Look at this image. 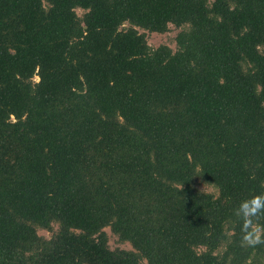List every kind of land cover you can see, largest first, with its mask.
<instances>
[{
	"label": "trees",
	"instance_id": "16d2710c",
	"mask_svg": "<svg viewBox=\"0 0 264 264\" xmlns=\"http://www.w3.org/2000/svg\"><path fill=\"white\" fill-rule=\"evenodd\" d=\"M256 196L264 0H0V264H264Z\"/></svg>",
	"mask_w": 264,
	"mask_h": 264
},
{
	"label": "rangeland",
	"instance_id": "374dc122",
	"mask_svg": "<svg viewBox=\"0 0 264 264\" xmlns=\"http://www.w3.org/2000/svg\"><path fill=\"white\" fill-rule=\"evenodd\" d=\"M212 1V0H209ZM76 12L80 15L82 13V10L77 8ZM129 24L125 22L122 27H127ZM138 31L141 33H144L145 39L151 47H156L160 44H166L170 46L173 50L176 49V41L175 37L177 35V32L180 30V27L175 26L174 24H169L168 29L165 32H153L149 31L147 29L137 27ZM38 77L34 76L33 80L37 81ZM196 188L204 191V192H209L216 194V189H214L212 186L204 184L202 182L196 183ZM58 228L57 223H54L52 226V229L47 230V229H42V228H37V233L45 238L51 237L52 233L54 230ZM104 230L106 231L108 235V245L111 249L119 247V248H124V249H131V245L128 242H121L117 239V237L110 231L109 227H105Z\"/></svg>",
	"mask_w": 264,
	"mask_h": 264
},
{
	"label": "clouds",
	"instance_id": "9594fccd",
	"mask_svg": "<svg viewBox=\"0 0 264 264\" xmlns=\"http://www.w3.org/2000/svg\"><path fill=\"white\" fill-rule=\"evenodd\" d=\"M241 214L247 218H250L264 212V196L252 197L249 200L243 201L240 205ZM249 244H255L261 242V237L258 230L247 231L243 236Z\"/></svg>",
	"mask_w": 264,
	"mask_h": 264
}]
</instances>
